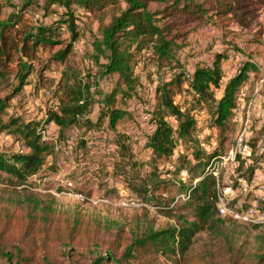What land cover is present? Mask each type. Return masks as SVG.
<instances>
[{
	"label": "trees",
	"instance_id": "obj_1",
	"mask_svg": "<svg viewBox=\"0 0 264 264\" xmlns=\"http://www.w3.org/2000/svg\"><path fill=\"white\" fill-rule=\"evenodd\" d=\"M150 3L162 6L151 8ZM38 9L41 19L34 17ZM76 11L96 23L89 56L95 65L92 73L70 60L80 36ZM49 14L58 19L45 22ZM260 14L264 17V0H0V135L19 145L17 151H0V173L15 179L10 185H20L49 157L71 156L86 169V155L100 152L110 161L98 165L94 175L102 177L108 166L132 194L158 203L160 212L176 222L158 227L144 214L132 224L121 223L78 210L60 211L52 200L25 189H0V263L214 264L210 249L193 251L199 234L206 233L210 246L223 249L227 264H264V230L254 237L252 247L247 234L240 239L218 214V179L202 176L217 149L208 153L201 147L196 118L197 110H205L221 144L239 89L258 66L247 56L225 80L227 50L238 51L233 43L226 42L223 51L206 59L190 49L192 32L205 26L221 29L232 22L246 28ZM61 28L68 37L60 38ZM45 50L51 51L49 62L63 66L51 89L55 105L47 106L41 119L9 113L10 102L27 85L34 62ZM149 65L156 78L149 73L155 84L149 94L151 106L141 108L149 129L143 149L150 152L149 160L142 161L130 133L118 127L133 116L123 105L136 96L142 84L140 68ZM105 77L115 79L107 92L99 84ZM180 93L186 94L182 103L175 100ZM47 125L53 131L45 135ZM262 134L264 124L255 138L264 145ZM179 145L184 151L173 170H162L160 163L171 158ZM255 161L239 160L236 179L250 182L258 168ZM145 166L150 167L146 173ZM51 170L56 171L53 162ZM182 171L189 176L188 183L179 177ZM173 181L181 191L191 190L188 200L170 207L157 191L166 190Z\"/></svg>",
	"mask_w": 264,
	"mask_h": 264
},
{
	"label": "rangeland",
	"instance_id": "obj_2",
	"mask_svg": "<svg viewBox=\"0 0 264 264\" xmlns=\"http://www.w3.org/2000/svg\"><path fill=\"white\" fill-rule=\"evenodd\" d=\"M161 6V4L150 3L151 8ZM75 13L78 15L80 36L73 44L70 60L72 61L71 63L83 71L92 73L95 70V65L91 63L89 56L91 53V41L96 34V23L89 18H85L77 11ZM34 15V17L41 19L42 11L38 9ZM54 19H58V15L49 14L43 20L49 23ZM205 27L206 30L203 29ZM205 27L192 32L190 35L192 40L190 49H193L194 53H197V56L201 59H206L208 55L223 51L226 47L225 43L230 42L236 46L238 51L233 49L227 50L228 58L226 61H229L228 64L230 66L226 67V76L232 75L247 56L257 64L258 71L250 73L248 81L240 87L236 108L233 110L230 125L224 132L221 144L219 131L209 126V115L205 110L200 111L196 109L201 147L208 151V153L214 151L215 148L217 149L215 150L217 151V155L211 157L209 161L211 165L214 166L215 164L218 170V188L225 186L231 188V191L226 193L228 204L240 212L257 209L261 214H264V145L261 139L255 141L257 132L264 124V114L256 116L253 111L257 102L260 103L261 109L264 108V17L260 14L251 26L246 28H242L234 22L221 29L211 26ZM58 33H60V38L68 37L67 32L63 28L59 29ZM254 38L258 39L255 43L249 42ZM50 54L51 51L49 50L42 51L39 54L38 59L34 62V71L30 75L27 85L23 87L20 95L10 102L9 113L19 111V113L28 118L41 119L45 117L44 110L47 106L51 107L55 105V101L51 99V89L54 82L58 79L63 66L56 61L49 62ZM180 55L185 60L186 49H182ZM226 61L225 63H227ZM150 67L151 65L140 68L142 70L140 72L142 84L139 85L136 96L123 105L133 113V116L129 119L125 118L120 122V127H118L120 131L130 133L133 142H135L136 153L142 161H148L150 158L149 150L143 149V136L149 130L147 114L145 111H141V108L144 106L147 108L151 106L152 99L149 98V94L155 84L154 80L150 81L148 79L149 73L151 74L152 72ZM164 76L168 77L169 72H165ZM154 77L156 78L155 75ZM154 77L153 79H155ZM114 82V77H105L99 81L100 88L107 92L111 89ZM257 96L258 98L261 96V98L257 99ZM175 100L179 103L184 102L186 94H177ZM96 108L93 116L97 111ZM244 127L247 130L243 135L250 154L236 153L234 154V161H225L222 157H225L236 148L237 138L242 133L241 131ZM52 128L53 126L47 125L45 135L51 133L53 131ZM262 135L264 136V134ZM108 137L109 139L112 138L110 132H108ZM52 139H54V136H52ZM18 149L19 145L13 142L10 136L5 134L0 135V151H17ZM107 149L111 152L110 147ZM252 150H254L253 156L251 154ZM181 151H184V147L179 145L176 148V153L171 158L160 163L161 169L173 170L174 162H176L177 156ZM86 158L88 162H84L83 167L84 164L89 165L84 169L82 165L78 166L79 163L75 162L71 156L66 159L59 156H56V159L49 157L40 171L28 177L20 185H10V181H15V179L10 178L4 173H0V189H25L45 201L52 200L56 209L60 211L70 212L78 210L87 215H95L128 224H132L136 219L146 214L149 218L154 219L155 225L158 227L176 224L173 217H168L160 212L161 209H158L159 207L156 205L158 203L141 201L132 194L124 186L120 178L112 176L111 169H108V166L105 172H101L102 177L100 174L94 175L93 172L98 165L100 166L103 162L110 161L103 153L97 152L93 157L86 155ZM212 158H214L213 161H211ZM256 159H258L256 164L258 168L253 179L250 182H247L244 178L236 179L237 174L235 169L238 161L245 160L247 163H252L253 161L256 163ZM52 162L56 169L55 172L51 170ZM149 170V166L143 168L144 173ZM179 177L182 181L189 182V176L185 171L180 172ZM239 179L245 181H243L245 186H243V182ZM175 181L177 182V180ZM176 182L173 181L166 190L157 191L164 205L171 203L176 195L183 192L179 189ZM102 199L106 200V202ZM182 202L178 201L175 204L178 206ZM222 218L228 227L232 226L235 228L240 239H243V236L247 234L252 247L254 246V237L264 230V223H243L229 217ZM253 225L258 227L255 229L252 227ZM209 237L210 235L206 233L199 234L193 251L196 254H200L203 250L210 249L213 252L212 261H214V264H227V258L224 255L223 249L220 246H210L211 239Z\"/></svg>",
	"mask_w": 264,
	"mask_h": 264
},
{
	"label": "built area",
	"instance_id": "obj_3",
	"mask_svg": "<svg viewBox=\"0 0 264 264\" xmlns=\"http://www.w3.org/2000/svg\"><path fill=\"white\" fill-rule=\"evenodd\" d=\"M247 129L244 127L243 130L241 131L242 133L238 136L237 138V142H236V148L233 149L232 151L229 152V154H227L225 157H222V159L226 160H232L234 161V154L238 153V154H242V153H246L247 155L250 154V151L248 149V146L245 142V138H244V133ZM214 158H212L211 161H213ZM207 174H212L214 175L216 178L218 177V170L216 168V165L214 164L211 165V162L209 161L202 176L207 175ZM200 177L194 179V181H192V186H194L197 182V180H199ZM242 182L244 180L239 179ZM245 182V181H244ZM243 182V186H245V183ZM190 190L191 188L186 189V191L179 193L178 195H176L174 197V199L172 200V202L170 203V207L175 205V203H177L178 201H186L189 198L190 195ZM231 188L229 186H225V187H219L218 188V194H217V204H218V214L220 215V217H229L233 220H237L239 222H243V223H254V224H260V223H264V214H261L259 212V210L257 209H249L245 212H240L238 210H236L234 207L230 206L228 204V197L226 196L227 192H230ZM103 200V199H102ZM106 202V200H103Z\"/></svg>",
	"mask_w": 264,
	"mask_h": 264
},
{
	"label": "crops",
	"instance_id": "obj_4",
	"mask_svg": "<svg viewBox=\"0 0 264 264\" xmlns=\"http://www.w3.org/2000/svg\"><path fill=\"white\" fill-rule=\"evenodd\" d=\"M203 29H205L206 30V27L205 28H203ZM206 32V31H205ZM204 55V54H203ZM227 63H223V68H224V71H225V73H226V67H228V66H230L228 63H229V61H226ZM228 77L226 76V74H225V77H224V79L226 80ZM256 98V97H255ZM259 98H261V96H259ZM258 98V96H257V99H259ZM264 98V97H263ZM262 98V99H263ZM256 99V100H257ZM261 99V100H262ZM253 111H254V114L256 115V116H258L259 114H261V115H263L264 114V108L263 109H261L260 108V103L259 102H257L256 104H255V106H254V108H253ZM255 128V127H254ZM249 162V161H248Z\"/></svg>",
	"mask_w": 264,
	"mask_h": 264
}]
</instances>
